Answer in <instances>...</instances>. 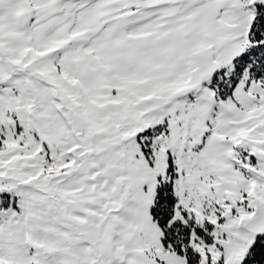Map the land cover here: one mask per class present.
<instances>
[{"label":"snow or ice","instance_id":"obj_1","mask_svg":"<svg viewBox=\"0 0 264 264\" xmlns=\"http://www.w3.org/2000/svg\"><path fill=\"white\" fill-rule=\"evenodd\" d=\"M0 264H264V0H0Z\"/></svg>","mask_w":264,"mask_h":264}]
</instances>
